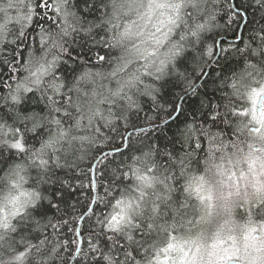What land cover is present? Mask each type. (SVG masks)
<instances>
[{"label":"trees","instance_id":"1","mask_svg":"<svg viewBox=\"0 0 264 264\" xmlns=\"http://www.w3.org/2000/svg\"><path fill=\"white\" fill-rule=\"evenodd\" d=\"M232 2L233 0H197L195 9L189 7L186 10L192 13L187 17V30L190 31L195 24L203 23L209 17L215 16L216 19L209 20V27L200 33L201 38L211 43L213 35L218 32L219 34L214 36L216 40L234 39L232 31L223 28L228 20V4ZM234 2L248 8L249 19H252V8L248 0H234ZM57 3L58 0H53L54 7ZM36 4L37 0H0V9H2L0 25L4 24L3 31L0 33L3 37L0 39V52H4L8 60L7 65L0 63V108L4 109V112L0 113V152L3 153V157H0V201L10 189L9 180L16 179L17 173L27 178L28 183L24 187L40 193L39 202L35 208L28 207L25 215L12 220L11 227L7 231L0 228V264H17L15 257L18 253L25 251L29 244L39 245V241L44 239L42 226L47 224V217L56 215V208L45 202L46 197L50 195L54 200L61 201V197L57 195L61 192L64 206L75 201L80 204L89 202L90 189L87 186L78 189L77 192H63L58 181L50 185L46 184V178L51 174L48 169L54 167L56 158L59 157L62 164L66 158L77 159L81 163L82 170L78 180L87 185L91 179V173L86 156L91 155L95 146L103 139L97 134V128L109 133L113 126L133 111L143 110L140 114L142 120L146 115H155L153 103L158 105L166 103L169 104L166 107H170V104L177 99V94L183 91L191 74L194 77L203 69L205 72L208 71V75L197 81L200 85L199 94L195 97H185L182 102L183 113L175 114V122L169 121L171 127L166 129L165 134H157V142L161 146H171V142L176 141L174 158L166 164L161 154L162 150L149 147H142L140 151L134 150L124 164V172L129 178L124 177L114 182L107 193L100 194L101 208L98 210V215L106 214L103 217L105 219L110 217L115 202L123 196L137 197L138 193L134 189L141 188L144 194L141 197L142 210L139 215H134L133 219L140 228L146 223H151L152 228L144 229L143 236L140 235V229L136 226L123 227L110 234L114 238L124 239L129 234H135L138 244L133 245L136 254L131 257V264H149L171 237H189L191 232L202 228V216L207 208L193 198L191 192L193 181L200 177H203V181L207 180V177L214 178L216 173L221 171V164L228 167L231 161L234 166L236 161L248 151L249 144H256V140L251 141L252 132L248 129L251 118L250 94L253 89L259 88L264 83V55L254 54L251 48H247L235 58L226 59L220 65L209 67L204 64L205 58L193 51L195 39L190 37L186 42H182L185 47L181 54L172 57L166 69L157 73L159 79L141 77L144 84H137L135 88L126 89L128 95L132 97L130 103L125 92L116 95L120 85L109 76L114 66L120 62L123 51L119 46H113L110 43V35L115 34L116 31L113 29L110 34L109 23L106 22L112 12L111 0H104L105 14L103 16L98 14V19L95 21V23L103 21L100 29L95 27L92 29L93 36L98 31L100 33L99 36H95L96 40L100 41L97 45L99 55H105L108 59L96 65L82 66L74 74L66 71L67 66L63 64L70 54L73 41L84 39L86 26L78 9L86 6L85 0H65L60 15L57 16L53 11V15L60 23L45 25V43L41 45L37 38L34 46H26L25 55L21 58L18 55L19 46L16 41L21 30L27 34L28 29L32 27L28 19L29 9L34 10ZM39 11L43 12L42 9ZM64 13L67 15L65 16ZM230 27L246 38L247 33L243 26L239 28L236 23H233ZM184 31L186 29L184 25H181L174 39H178L180 33ZM76 33L80 35L77 36ZM31 43L29 41V44ZM250 43L252 47H261L259 40ZM13 49L16 51L13 52ZM12 55H16L17 58L12 60ZM53 57H56L53 68L48 74L40 76L41 83L36 84V77L32 73L41 64L47 68L49 63L53 62ZM95 59L93 57L94 61ZM7 66L13 70V73L7 71ZM62 71H65L69 77L67 80L64 79ZM130 73L131 68L128 74ZM58 76L60 80L56 79ZM61 81L65 86L61 89L60 97H63L68 88L72 89L68 93L71 99L64 103L65 110L71 115L61 118V123L57 125L52 122L59 118L57 113L39 97L41 95L55 96V85ZM145 85L148 87L145 88ZM26 89H31L36 96L32 97ZM29 95L30 98H28ZM106 100L112 102H102ZM202 100L213 102L222 112L230 113L228 120L216 126L204 123L202 120L204 117L200 111ZM42 108L44 110L40 111ZM97 108L102 111L104 117L109 119L95 116ZM90 112L93 120L91 124L86 118ZM9 116L11 119L8 118ZM17 128L21 132L35 128L38 135L33 138L32 134L28 133L25 136V150L10 154L9 145L19 139ZM61 130H64L67 135L59 142V151L53 153L46 144L51 141L55 146L57 134ZM110 135L115 136V133ZM196 141L201 144L199 149L191 147ZM110 143L114 146L119 144L120 140L116 138ZM99 147L102 151L109 150L105 145ZM94 154L100 155L95 152ZM230 157L233 158L230 159ZM40 160L48 161V166H41ZM134 169H139L140 175L146 174L150 178L148 184L141 186L131 178ZM55 176L73 179L64 170H57ZM76 183L77 180L74 179L73 184ZM182 204H186V207H180L178 212L173 211ZM261 210L264 209L260 207V204L251 209L249 223L264 217ZM198 218H202L199 223H197ZM239 218L245 219L244 214H241ZM193 226L195 229L191 230ZM101 227L106 228V224ZM204 227H206L205 223ZM48 234L49 239L46 240L45 249L55 244L51 229H48ZM70 236V232L66 235L62 233L60 238ZM131 250V248L128 249V251ZM64 255L67 256V253ZM110 255L111 264H117L118 260L124 259V255L116 251L111 252ZM42 259L43 257L39 254L30 252L26 264H41ZM48 264L52 262L48 261ZM55 264H65V260L62 257H56ZM67 264H72L70 257L67 259ZM103 264H109V261L105 260Z\"/></svg>","mask_w":264,"mask_h":264},{"label":"snow or ice","instance_id":"2","mask_svg":"<svg viewBox=\"0 0 264 264\" xmlns=\"http://www.w3.org/2000/svg\"><path fill=\"white\" fill-rule=\"evenodd\" d=\"M252 8V19H249L248 8L242 7L238 2L228 4V20L227 24L223 25V28H227L228 31H232L234 39H220L216 40L214 36L219 34L216 32L212 37V42L208 43L206 39H202L201 36L195 37V44L193 45V51L197 55L204 59V64L209 67L213 65H220L226 59L235 58L238 54L245 51L247 48L252 49V53L257 55H264V0H248ZM85 7L78 9L76 4L74 6L78 9L79 15L82 18L84 25V39L74 40L73 46L70 49V54L67 56L63 65L67 66L66 71L74 74L78 68L87 64L96 65L100 62H106L105 55H99L97 45L100 41L96 40L95 36H99V31L92 35L93 27L100 29L103 21L95 23L99 16H103L104 12V0H85ZM43 10V12L39 10ZM62 5H53V0H37L35 9H29V21L32 27L28 29V33L25 34L23 30L20 31L19 37L16 43L19 46L18 55L24 57L27 47L34 46L37 38L39 43L43 45L45 43V25L58 24L60 21L55 18L53 11L58 16L61 13ZM47 13V14H46ZM49 13H52L51 15ZM66 16L67 14L64 13ZM216 19L215 16H213ZM220 18V16H219ZM49 21L51 23H49ZM233 23H236L239 28L243 26L246 38L240 33L233 31L230 27ZM254 24V26H253ZM67 35V32L65 33ZM77 36L80 33H76ZM259 40L261 42L260 48L252 47L250 42ZM29 41L32 43L29 44ZM243 45V47H241ZM27 46V47H26ZM77 48L79 50L77 51ZM102 48H104L102 46ZM16 49H13L15 52ZM75 53V54H73ZM95 57V61L93 60ZM12 60L17 58L16 55H12ZM21 62H23L21 60ZM0 63L7 65L8 60L4 55V52H0ZM7 71L13 73V70L7 66ZM64 73V79L69 77ZM183 75V74H182ZM208 75V71L203 69L199 71L191 78L188 83L183 87V91L177 94V99L170 104V107H166V103L155 104V115H146L143 120L141 119V112L143 110L133 111L129 116L125 117L116 126L110 129L109 133L104 132L100 128L97 130V134L102 137L100 143L95 146L91 155L86 156V160L89 163V172L91 173V179L88 184L85 185L82 181L78 180L81 170V163L77 159H65L64 163L60 162V159L56 160L54 167L48 169L51 173L46 178V184L50 185L54 182H59L63 192H77L78 189H82L87 186L90 189L89 202L80 204L77 201L64 206L62 203L63 193L58 192L57 195L61 197V201L54 200L50 195V199L46 197L47 203L56 208V215L47 217V224L42 226V234L44 239L39 241V245L29 244L25 251L20 252L15 260L17 264H23L27 259L28 254H39L43 257L41 264H48L51 261L55 264L56 257H62L67 264L68 257L71 258L72 264H103V261H109L111 264L112 257L111 252L116 251L124 255L123 260H118L117 264H131V257L136 254L134 244H138L135 234L127 235L126 239L120 237H113L110 233L114 230L101 227L106 224L107 221L103 218L104 215H98V210L101 208V196L102 192L107 193L113 186L114 182L123 179L125 177L124 164L125 160L129 157V154L135 151H140L142 147L154 148L156 150H162L164 162L167 164L170 162L176 152V141L171 142V146H161L157 142V134H165L166 129L171 127L169 121H174L175 114L177 112L183 113V100L185 97H195L199 94L200 85L198 80ZM219 76V73H217ZM60 80L58 76L56 78ZM159 79V77H157ZM41 81L37 80L36 84H40ZM6 85V84H5ZM64 83L55 85L53 95H41L40 100H44L46 105L52 107L53 111L57 113L59 118L54 119L52 122L59 125L61 118H67L71 115L70 112L64 108V103L71 99L68 95L72 91L68 88L67 92L60 97L61 89L64 88ZM32 97L36 96V93L31 89H26ZM60 97V98H57ZM30 98V95L29 97ZM155 101V97H153ZM42 108L40 111H43ZM200 111L203 114V122L210 123L212 126H216L221 122L228 120L230 113L222 112L221 109L213 102L209 103L202 100L200 105ZM4 109L0 108V113H3ZM11 119V117H8ZM19 133V139L9 145L11 150L10 154L15 152H23L25 150V136L31 133L33 138L38 135L35 128L26 129L21 132L19 128L16 130ZM110 133H115V136H111ZM119 138L120 143L111 145V141ZM106 141V142H105ZM100 145L108 146V151H102ZM191 147L199 149L201 144L196 141ZM95 153H100L99 156ZM0 157H3V153L0 152ZM94 161V162H93ZM44 167L48 166V161H40ZM57 170H64L70 176L72 180L65 177L55 176ZM76 179L77 183L73 184V180ZM39 206V205H38ZM37 206V207H38ZM180 207H186V204H182L173 211H179ZM260 207L264 208V202H260ZM59 221V222H56ZM39 224V221H37ZM140 229V235H144V229L150 230L152 228L151 223H146ZM48 229H51L52 238H55V244L51 248L45 249L46 240L49 239ZM70 232L71 236L61 239V234L65 235ZM131 248V251L128 249ZM42 249H45L43 252ZM67 253V256L64 254Z\"/></svg>","mask_w":264,"mask_h":264},{"label":"clouds","instance_id":"3","mask_svg":"<svg viewBox=\"0 0 264 264\" xmlns=\"http://www.w3.org/2000/svg\"><path fill=\"white\" fill-rule=\"evenodd\" d=\"M111 6L112 12L106 22L109 23L110 34L113 29L116 31L110 35V43L119 46L123 51L120 62L114 66L109 76L120 85L116 95L125 92L130 103L132 97L126 89L144 84L141 77L157 78V73L166 69L172 57L179 56L184 50L185 45L182 42H186L190 37L195 39L209 27V20L214 19L209 17L203 23L195 24L190 31L187 30V17L192 13L186 10L189 7L195 9L197 0H111ZM181 25H184L186 31L181 32L178 39H174ZM0 39L3 37L0 36ZM165 46L166 50L162 51ZM55 60L56 57H53V62L49 63L47 68L41 64L32 73L36 81L51 71ZM130 68L131 73L128 74ZM147 87L145 85V88ZM94 114L102 119H109L102 115L99 108ZM86 118L90 124L93 123L91 112ZM251 119L260 127L257 137L259 143L249 144L248 151L236 161V171L232 170L231 161L227 168L223 164L220 165V196L224 200L239 197L242 190L251 187L258 197V202H264V179H261L264 177V95L252 110ZM66 135L67 133L61 130L57 134L55 146L50 141L46 147L51 148L53 153L59 151V142ZM139 173V169H134L131 178L141 186L148 184L150 178ZM125 177L129 178L127 173ZM27 183V178L20 173H17L16 179L9 180V192L6 198L0 201V228L5 231L11 227L12 220L25 215L28 207L35 208L39 202L40 193L34 189H26L24 185ZM134 191L138 193L137 197L123 196L115 202L110 217L105 218L107 229L119 231L123 227L139 226L133 216L140 214L141 197L144 194L141 188ZM191 192L198 203L205 205L210 216L214 206L203 177L193 181ZM48 198L50 199V196ZM200 219L202 218L197 219V223ZM231 232V228L216 232L209 244H204L199 239L181 241L173 253L165 252L163 258H158L157 264H264V221L247 226L239 238ZM23 264H26V259Z\"/></svg>","mask_w":264,"mask_h":264},{"label":"rangeland","instance_id":"4","mask_svg":"<svg viewBox=\"0 0 264 264\" xmlns=\"http://www.w3.org/2000/svg\"><path fill=\"white\" fill-rule=\"evenodd\" d=\"M65 0H58V3L56 5H62L64 4ZM63 6V5H62ZM2 10V9H0ZM62 10V9H61ZM3 25H0V33L3 31ZM166 49H162L164 51ZM261 95H264V83L256 89H253L250 94V100H251V110L257 107L259 97ZM253 127L252 135H251V141L256 140V144L259 143L257 137L259 136L260 127L256 123L252 121V119H249L248 129ZM255 144V143H254ZM233 157H230L232 159ZM242 158V157H241ZM242 167H245V165H240ZM227 168L226 166H224ZM237 165L235 163L234 166H232V170L236 171ZM238 174V173H237ZM17 178V176L15 177ZM220 171L216 173L214 178L207 177V180L203 181L206 187L208 188L209 192L212 196V212L211 215H208V209H206L205 213L203 214L202 219V228L196 229L195 231L191 232L189 237L184 236H173L170 238L169 242L161 249V251L157 252L156 257L154 260L149 264H157L158 258H163V255L165 252L173 253L175 251L176 245L179 244L181 241H189L192 239H199L204 244H209L212 241V238L218 231H227L228 228L232 229L231 234L237 236L239 238L243 232L246 230L247 226H251L253 224H258V222L264 221V217L259 220H253L254 222H250L249 216L251 215V209L253 207H256L260 202H258V197L253 193L251 187H248L246 190H242L239 197H232L228 200H224L220 196ZM261 179H264L262 177ZM26 188V187H25ZM27 189V188H26ZM7 193L5 194L2 201L6 198ZM247 200V203L245 201ZM264 209V208H263ZM264 214V210L260 211ZM241 214H244L245 219H240L239 217ZM251 218V217H250ZM204 223L206 227H204ZM195 229L193 226L191 228ZM256 235H259V233H256Z\"/></svg>","mask_w":264,"mask_h":264},{"label":"flooded vegetation","instance_id":"5","mask_svg":"<svg viewBox=\"0 0 264 264\" xmlns=\"http://www.w3.org/2000/svg\"><path fill=\"white\" fill-rule=\"evenodd\" d=\"M250 130L252 131V130H253V127H251ZM245 167H246V166H245Z\"/></svg>","mask_w":264,"mask_h":264},{"label":"water","instance_id":"6","mask_svg":"<svg viewBox=\"0 0 264 264\" xmlns=\"http://www.w3.org/2000/svg\"><path fill=\"white\" fill-rule=\"evenodd\" d=\"M219 40H220V39H219ZM261 96H262V95H261ZM261 96H260V97H261ZM260 97H259V98H260Z\"/></svg>","mask_w":264,"mask_h":264}]
</instances>
